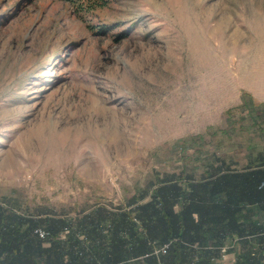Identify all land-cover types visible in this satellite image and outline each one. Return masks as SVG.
I'll return each mask as SVG.
<instances>
[{
    "label": "rangeland",
    "instance_id": "obj_1",
    "mask_svg": "<svg viewBox=\"0 0 264 264\" xmlns=\"http://www.w3.org/2000/svg\"><path fill=\"white\" fill-rule=\"evenodd\" d=\"M262 148L264 0H0V195L19 208L125 202L154 169Z\"/></svg>",
    "mask_w": 264,
    "mask_h": 264
},
{
    "label": "trees",
    "instance_id": "obj_2",
    "mask_svg": "<svg viewBox=\"0 0 264 264\" xmlns=\"http://www.w3.org/2000/svg\"><path fill=\"white\" fill-rule=\"evenodd\" d=\"M242 96L240 109L251 99ZM235 161L219 157L199 175L154 169L125 202L97 200L76 210L25 211L0 195V264H210L231 235L255 234L264 250V223L246 220L248 208L264 215V148L240 167ZM244 250L238 264H264L261 254Z\"/></svg>",
    "mask_w": 264,
    "mask_h": 264
},
{
    "label": "crops",
    "instance_id": "obj_3",
    "mask_svg": "<svg viewBox=\"0 0 264 264\" xmlns=\"http://www.w3.org/2000/svg\"><path fill=\"white\" fill-rule=\"evenodd\" d=\"M250 210L251 209L248 208L246 211L248 214V217H246L247 221L256 224L264 223V215L261 211L259 212L257 209H254V211ZM256 237L255 234L245 237L235 235L229 236L223 245L219 247L217 254L211 257L210 264H238L237 257L245 252L244 248H250V253L255 257L260 254L264 257V250H261L258 246ZM244 240H246V242ZM261 261V263H264V258ZM126 263L130 264L133 262L128 260Z\"/></svg>",
    "mask_w": 264,
    "mask_h": 264
},
{
    "label": "built area",
    "instance_id": "obj_4",
    "mask_svg": "<svg viewBox=\"0 0 264 264\" xmlns=\"http://www.w3.org/2000/svg\"><path fill=\"white\" fill-rule=\"evenodd\" d=\"M34 231H35V233H37L40 237H43V236L46 234V232H45L43 229H41V228H36ZM166 247H167V244H164V245H162L161 247L156 248V249L154 250V253H155V254H158L159 252H165Z\"/></svg>",
    "mask_w": 264,
    "mask_h": 264
}]
</instances>
